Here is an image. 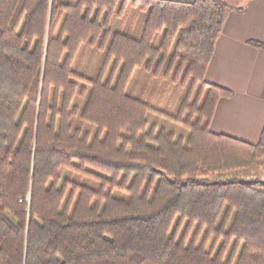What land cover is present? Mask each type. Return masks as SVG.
<instances>
[{"label":"trees","instance_id":"obj_1","mask_svg":"<svg viewBox=\"0 0 264 264\" xmlns=\"http://www.w3.org/2000/svg\"><path fill=\"white\" fill-rule=\"evenodd\" d=\"M236 7L0 0V264H264V180H211L264 167V129L209 125L233 95L205 76ZM138 69L173 113L126 92Z\"/></svg>","mask_w":264,"mask_h":264},{"label":"crops","instance_id":"obj_2","mask_svg":"<svg viewBox=\"0 0 264 264\" xmlns=\"http://www.w3.org/2000/svg\"><path fill=\"white\" fill-rule=\"evenodd\" d=\"M228 13L206 81L233 92L221 98L210 130L256 144L264 129V0ZM260 44V46L257 45Z\"/></svg>","mask_w":264,"mask_h":264},{"label":"rangeland","instance_id":"obj_3","mask_svg":"<svg viewBox=\"0 0 264 264\" xmlns=\"http://www.w3.org/2000/svg\"><path fill=\"white\" fill-rule=\"evenodd\" d=\"M227 2L231 3L232 5L239 6L241 5V0H238L235 2V0H226ZM136 8H132L130 10L129 16L126 22L127 27H133L134 32L133 34L136 36L137 29L141 27L142 19L144 17V12H136ZM82 65L85 64V62H81ZM148 73L143 72L142 70L138 69L133 75V78L130 79V84L128 85L127 91L132 96H135L145 102L150 101L155 106L158 105V101L162 103L163 108H169L170 112L173 113L175 108L178 105V99H173L171 95V91L167 92L166 94L163 93V84L165 83V80H162L160 85L158 87L153 88V85L155 84V79L147 81ZM172 99V101H171ZM173 102V105L169 104L168 102ZM154 120L156 119V115H153L152 117ZM160 124L163 125L165 122V119L159 120ZM172 126V124L170 125ZM255 179L264 180V167H259L251 171L246 172H228L225 174H218L211 177L212 181L215 182H226L230 180H240L245 181L246 183L248 181H252Z\"/></svg>","mask_w":264,"mask_h":264}]
</instances>
